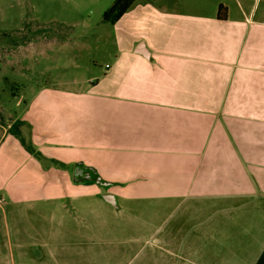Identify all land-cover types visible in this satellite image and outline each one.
Instances as JSON below:
<instances>
[{"label": "crops", "instance_id": "crops-1", "mask_svg": "<svg viewBox=\"0 0 264 264\" xmlns=\"http://www.w3.org/2000/svg\"><path fill=\"white\" fill-rule=\"evenodd\" d=\"M107 29L115 53L84 86L0 106V203L93 210L97 232L106 209L176 213L160 264H264V0H137Z\"/></svg>", "mask_w": 264, "mask_h": 264}, {"label": "rangeland", "instance_id": "rangeland-1", "mask_svg": "<svg viewBox=\"0 0 264 264\" xmlns=\"http://www.w3.org/2000/svg\"><path fill=\"white\" fill-rule=\"evenodd\" d=\"M114 1L0 0V106L20 110L42 85L78 88L90 70L105 69L115 47L103 15ZM74 215L58 221L27 204L0 203V264H160L176 213L163 222L106 209L100 232L95 211Z\"/></svg>", "mask_w": 264, "mask_h": 264}, {"label": "trees", "instance_id": "trees-1", "mask_svg": "<svg viewBox=\"0 0 264 264\" xmlns=\"http://www.w3.org/2000/svg\"><path fill=\"white\" fill-rule=\"evenodd\" d=\"M137 0H115L114 3L104 12L103 18L105 21L115 23L117 22L125 12L131 9ZM225 8L223 6L219 7V15H224ZM27 149H29L38 158H42V154L35 150V148L25 144Z\"/></svg>", "mask_w": 264, "mask_h": 264}, {"label": "water", "instance_id": "water-1", "mask_svg": "<svg viewBox=\"0 0 264 264\" xmlns=\"http://www.w3.org/2000/svg\"><path fill=\"white\" fill-rule=\"evenodd\" d=\"M142 46L143 45H140V48H143ZM74 177H75V179L87 178V179L93 180L94 182L101 184V185H107L108 184L98 174H96V173L92 174L91 168L83 166L81 164L76 165L75 170H74ZM104 198L108 202L115 204V200H114L115 197L113 196V194H111V193L104 194Z\"/></svg>", "mask_w": 264, "mask_h": 264}, {"label": "flooded vegetation", "instance_id": "flooded-vegetation-1", "mask_svg": "<svg viewBox=\"0 0 264 264\" xmlns=\"http://www.w3.org/2000/svg\"><path fill=\"white\" fill-rule=\"evenodd\" d=\"M91 173L94 174V172H93L92 169H91ZM78 180H80V181H87V182L92 181V182H93V180H89V179H87V178H78ZM105 186H106V185H105Z\"/></svg>", "mask_w": 264, "mask_h": 264}]
</instances>
